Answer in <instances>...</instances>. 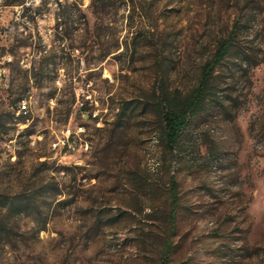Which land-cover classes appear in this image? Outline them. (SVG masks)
I'll use <instances>...</instances> for the list:
<instances>
[{
    "label": "rangeland",
    "instance_id": "obj_1",
    "mask_svg": "<svg viewBox=\"0 0 264 264\" xmlns=\"http://www.w3.org/2000/svg\"><path fill=\"white\" fill-rule=\"evenodd\" d=\"M60 1L24 0L30 47L0 60V264H264V0ZM230 34L217 102L168 148L160 89ZM69 123L89 148L54 157Z\"/></svg>",
    "mask_w": 264,
    "mask_h": 264
},
{
    "label": "trees",
    "instance_id": "obj_2",
    "mask_svg": "<svg viewBox=\"0 0 264 264\" xmlns=\"http://www.w3.org/2000/svg\"><path fill=\"white\" fill-rule=\"evenodd\" d=\"M42 1V0H39ZM58 8L61 7L60 0H53ZM66 1V0H65ZM97 1L103 0H90V4H96ZM78 5L79 0L74 2ZM20 13L12 15L6 22L1 20L0 12V60L1 57L6 55L8 60L5 64L10 65L13 54L19 49H26L30 47V43L27 41L30 36V31L33 29L30 26V20H34L33 16L27 13V6L24 4V0H4L0 3L2 7L19 6ZM97 6V5H96ZM60 18V15L57 14ZM20 24V25H19ZM56 23L55 26H57ZM37 31L36 27H34ZM15 41L12 40L14 37ZM11 39V41H10ZM234 45L233 34L227 37L221 38L217 41L215 49L212 55L202 64L199 72L197 83L191 87L186 93H180L174 91L169 94L166 91L160 89L159 99L154 102V110L159 117V138L170 149L174 148L184 131L187 129L190 119L200 110L204 109L205 105L214 100L217 102V98L220 96V92L217 89L215 83L214 72L218 65L227 57L231 47ZM26 71V70H25ZM6 98L8 99L7 107H13L19 104L23 98V93H13L10 91V86L6 87ZM18 108V107H17ZM128 106L126 103L118 108V116H121ZM99 130V129H98ZM24 134L30 136L32 131L25 130ZM172 205L174 203L175 194L172 192ZM169 217L173 219L174 209L171 206ZM170 247L168 244H164L158 264H170L169 262Z\"/></svg>",
    "mask_w": 264,
    "mask_h": 264
},
{
    "label": "built area",
    "instance_id": "obj_3",
    "mask_svg": "<svg viewBox=\"0 0 264 264\" xmlns=\"http://www.w3.org/2000/svg\"><path fill=\"white\" fill-rule=\"evenodd\" d=\"M20 111H26L24 102H20ZM83 124H74L67 126L65 133H61V136H56V139L51 142V149L54 157H66L81 153V145H85L87 136H83L82 133ZM60 161V159L58 158ZM72 164H77L78 161L75 158L71 159Z\"/></svg>",
    "mask_w": 264,
    "mask_h": 264
},
{
    "label": "bare ground",
    "instance_id": "obj_4",
    "mask_svg": "<svg viewBox=\"0 0 264 264\" xmlns=\"http://www.w3.org/2000/svg\"><path fill=\"white\" fill-rule=\"evenodd\" d=\"M22 112H23V113H26V111H22ZM91 115H92L93 117H95V116H96V113L93 112ZM88 148H89V145H88V142H87V141L85 142V145H81V151H87Z\"/></svg>",
    "mask_w": 264,
    "mask_h": 264
}]
</instances>
